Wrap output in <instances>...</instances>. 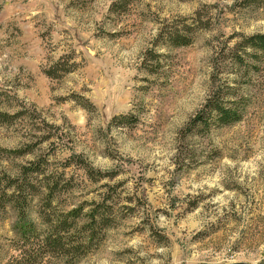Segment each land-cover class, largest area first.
I'll list each match as a JSON object with an SVG mask.
<instances>
[{"label": "rangeland", "instance_id": "obj_1", "mask_svg": "<svg viewBox=\"0 0 264 264\" xmlns=\"http://www.w3.org/2000/svg\"><path fill=\"white\" fill-rule=\"evenodd\" d=\"M257 32L264 0H0V264H264V53L239 45ZM216 90L240 119L190 131ZM34 165L22 240L9 182ZM75 208L109 225L49 252L45 217Z\"/></svg>", "mask_w": 264, "mask_h": 264}, {"label": "trees", "instance_id": "obj_2", "mask_svg": "<svg viewBox=\"0 0 264 264\" xmlns=\"http://www.w3.org/2000/svg\"><path fill=\"white\" fill-rule=\"evenodd\" d=\"M166 38L169 42L176 46L185 45L190 42L189 37L177 32H169ZM239 45L243 48H251L255 51L264 53V32H257L243 36V38L239 41ZM12 117L13 116L8 113L0 112V119L2 122H8ZM240 117L241 113L239 110H237V108L233 105H228L220 90H216L206 98L202 106L189 119L186 126L190 129V131L194 132V130L197 129H209L213 125H229L238 121ZM39 170L38 165L30 167L25 166L21 172L22 178L20 179V177H17L9 182V186L12 187L13 192L8 195L9 198L7 200L13 203V207L18 210L20 223L17 222V231L19 232L22 240L34 236L33 233L31 235L30 232H35V227L31 228L26 219V203L29 195L35 194L37 191L24 176L29 173L39 172ZM88 173L89 175L94 176V171L91 167H89ZM46 188H48L50 193L52 192V189L48 187V185H46ZM103 208L100 212L93 209L89 213L85 214L86 221L81 226L76 222V219L81 216V208H75L67 213L58 215L57 218L45 217V211H42L41 216H43V219L46 218L44 222L48 226V232H45V235L41 237L42 240H39L41 246L47 248L49 252H56V254L60 253L62 256L72 255L74 257H80L84 255L92 248V240L98 239L100 236V230L98 231V228L109 225L110 220L107 216L108 213L105 214ZM73 228H80L79 230L83 234L86 233V236L83 235V238L84 236L85 238L83 240L81 239L82 241H80V243H77L76 245H69L72 240L68 234ZM34 234L37 236V233ZM24 251L25 250L22 249V252Z\"/></svg>", "mask_w": 264, "mask_h": 264}, {"label": "water", "instance_id": "obj_3", "mask_svg": "<svg viewBox=\"0 0 264 264\" xmlns=\"http://www.w3.org/2000/svg\"><path fill=\"white\" fill-rule=\"evenodd\" d=\"M229 264H239V262L229 263Z\"/></svg>", "mask_w": 264, "mask_h": 264}]
</instances>
